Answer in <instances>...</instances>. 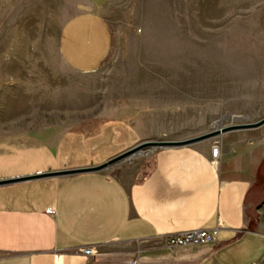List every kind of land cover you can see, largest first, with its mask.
<instances>
[{
  "label": "crops",
  "instance_id": "0c3cea01",
  "mask_svg": "<svg viewBox=\"0 0 264 264\" xmlns=\"http://www.w3.org/2000/svg\"><path fill=\"white\" fill-rule=\"evenodd\" d=\"M108 1L86 0L62 23L58 52L73 71L94 72L112 53ZM136 140L113 119L87 133L2 136L0 180L100 165ZM216 145V158L207 144L158 147L119 166L0 184V264H263L264 137ZM189 229H214L216 240L167 243Z\"/></svg>",
  "mask_w": 264,
  "mask_h": 264
},
{
  "label": "rangeland",
  "instance_id": "374dc122",
  "mask_svg": "<svg viewBox=\"0 0 264 264\" xmlns=\"http://www.w3.org/2000/svg\"><path fill=\"white\" fill-rule=\"evenodd\" d=\"M85 7L86 0H0V138L87 133L113 119L137 133L123 153L204 135L216 121L264 118V0H109L103 15L113 51L98 70L80 73L63 62L57 39ZM254 132L264 137V124L190 145Z\"/></svg>",
  "mask_w": 264,
  "mask_h": 264
},
{
  "label": "water",
  "instance_id": "95a60500",
  "mask_svg": "<svg viewBox=\"0 0 264 264\" xmlns=\"http://www.w3.org/2000/svg\"><path fill=\"white\" fill-rule=\"evenodd\" d=\"M263 124H264V118L260 119L257 122H254V123L235 124V125H230V126H226V127H218L217 126V128L214 131H211L209 133H206L204 135H200L197 137L185 139V140L146 142V143L140 144L138 146H135V147H133V148H131V149L115 156V157H112L108 161H106L100 165L84 167V168L68 169V170H59V171L46 172V173H39V174L28 175V176H23V177H17V178H13V179L0 180V184L20 181V180H26V179H32V178H40V177H45V176H61V175H69V174H75V173L96 171V170L103 169L107 165H110V164H112V163H114V162H116L122 158L135 156L136 154L140 153L141 148H144L146 146H150L151 149L154 147L186 146V145H190L192 143L201 141L203 139L210 138V137L215 136L219 133H223V132L234 130V129L253 128V127L263 125Z\"/></svg>",
  "mask_w": 264,
  "mask_h": 264
},
{
  "label": "built area",
  "instance_id": "2783aa9c",
  "mask_svg": "<svg viewBox=\"0 0 264 264\" xmlns=\"http://www.w3.org/2000/svg\"><path fill=\"white\" fill-rule=\"evenodd\" d=\"M219 147L213 146L211 148V156L217 157ZM49 213H53V209H48ZM216 240V230L208 229H189L180 231L167 236V243L171 246H184L188 244L196 243H214ZM81 251L84 255H94V251L91 247H82Z\"/></svg>",
  "mask_w": 264,
  "mask_h": 264
},
{
  "label": "bare ground",
  "instance_id": "6f19581e",
  "mask_svg": "<svg viewBox=\"0 0 264 264\" xmlns=\"http://www.w3.org/2000/svg\"><path fill=\"white\" fill-rule=\"evenodd\" d=\"M215 123V126L217 127H220L221 125H220V123L218 122V121H216V122H214Z\"/></svg>",
  "mask_w": 264,
  "mask_h": 264
}]
</instances>
